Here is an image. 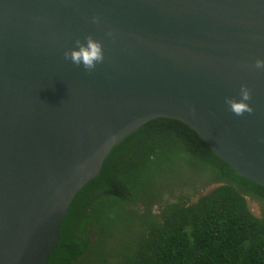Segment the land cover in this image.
Here are the masks:
<instances>
[{
	"label": "water",
	"instance_id": "95a60500",
	"mask_svg": "<svg viewBox=\"0 0 264 264\" xmlns=\"http://www.w3.org/2000/svg\"><path fill=\"white\" fill-rule=\"evenodd\" d=\"M91 35L104 60L64 52ZM264 0H0V264H47L74 195L156 117L264 185ZM251 90L252 113L226 97Z\"/></svg>",
	"mask_w": 264,
	"mask_h": 264
},
{
	"label": "trees",
	"instance_id": "16d2710c",
	"mask_svg": "<svg viewBox=\"0 0 264 264\" xmlns=\"http://www.w3.org/2000/svg\"><path fill=\"white\" fill-rule=\"evenodd\" d=\"M47 264H264V185L187 123L150 119L74 195Z\"/></svg>",
	"mask_w": 264,
	"mask_h": 264
},
{
	"label": "clouds",
	"instance_id": "9594fccd",
	"mask_svg": "<svg viewBox=\"0 0 264 264\" xmlns=\"http://www.w3.org/2000/svg\"><path fill=\"white\" fill-rule=\"evenodd\" d=\"M78 47L66 50L64 52L65 59H70L77 66H83L86 71L95 69L98 63L103 62L104 53L100 41L94 39L91 35L86 37V43L76 40ZM254 67L256 69H264V59H256ZM240 99L226 97L225 103L229 106V110L236 116H243L245 112L252 113L253 107L248 101L251 100V90L246 84H242L240 88Z\"/></svg>",
	"mask_w": 264,
	"mask_h": 264
},
{
	"label": "rangeland",
	"instance_id": "374dc122",
	"mask_svg": "<svg viewBox=\"0 0 264 264\" xmlns=\"http://www.w3.org/2000/svg\"><path fill=\"white\" fill-rule=\"evenodd\" d=\"M255 205H256L255 202L249 201V206H250V208L252 209V211H253L254 213H258V209H257V207H256Z\"/></svg>",
	"mask_w": 264,
	"mask_h": 264
}]
</instances>
